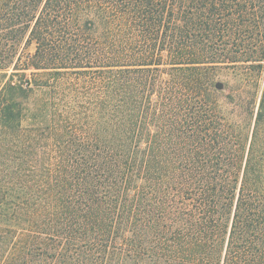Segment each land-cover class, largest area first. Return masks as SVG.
<instances>
[{"label":"trees","instance_id":"trees-1","mask_svg":"<svg viewBox=\"0 0 264 264\" xmlns=\"http://www.w3.org/2000/svg\"><path fill=\"white\" fill-rule=\"evenodd\" d=\"M0 264H264V0H0Z\"/></svg>","mask_w":264,"mask_h":264},{"label":"water","instance_id":"water-1","mask_svg":"<svg viewBox=\"0 0 264 264\" xmlns=\"http://www.w3.org/2000/svg\"><path fill=\"white\" fill-rule=\"evenodd\" d=\"M217 87H219V85H217Z\"/></svg>","mask_w":264,"mask_h":264}]
</instances>
